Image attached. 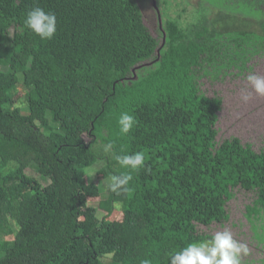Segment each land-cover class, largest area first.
Instances as JSON below:
<instances>
[{
	"label": "trees",
	"instance_id": "trees-1",
	"mask_svg": "<svg viewBox=\"0 0 264 264\" xmlns=\"http://www.w3.org/2000/svg\"><path fill=\"white\" fill-rule=\"evenodd\" d=\"M139 2L0 0V264H168L209 238L197 224L227 220L236 187L256 192L246 214L264 231V149L217 144L221 99L199 87L264 53V0L208 14L200 3L185 26L167 17L164 43ZM35 7L56 17L50 40L24 24ZM232 10L241 28L227 25ZM123 112L136 119L127 135ZM136 152L145 167L129 191H109L130 172L115 157ZM94 166L100 184L86 179Z\"/></svg>",
	"mask_w": 264,
	"mask_h": 264
},
{
	"label": "rangeland",
	"instance_id": "rangeland-1",
	"mask_svg": "<svg viewBox=\"0 0 264 264\" xmlns=\"http://www.w3.org/2000/svg\"><path fill=\"white\" fill-rule=\"evenodd\" d=\"M191 1L193 10L197 9L200 3L208 10H211L212 6L216 11L227 10L224 7V0ZM138 4L144 9L142 17L151 35L162 42L157 21L152 18L154 8L151 0H141ZM231 12L227 25L229 27L236 26L237 28L244 26L236 17L239 15L238 12L235 10ZM249 65L250 68L241 73L231 68L226 74L220 75L218 78L211 75L204 76L199 80V87L206 96L221 99V109L217 113L216 143L220 144L225 139L237 137L242 144H250L254 151L259 152L264 149V96H259L252 90L246 77L253 72L264 77V53L253 56L249 61ZM243 95H249L250 98L247 102L242 100ZM97 168L98 166H94L86 169L88 182L100 184L96 178ZM89 170L94 172L92 178L88 177ZM102 186L106 191L107 185L102 182ZM255 197V191H246L241 187H236L233 189V197L226 203L227 220L221 223L212 222L208 226L196 225L197 232L209 236L207 240H210L217 231L227 230L231 232L234 240L245 244L248 248V254L241 255V264H264V241H260L256 236V233L262 232L259 227L261 223L255 221L257 225L255 231L252 226L255 222L251 223V218L249 219L246 214V206L251 205ZM97 205V202H92V206L97 208ZM102 215V211L98 210L97 216L101 218ZM262 233L264 235V231Z\"/></svg>",
	"mask_w": 264,
	"mask_h": 264
},
{
	"label": "clouds",
	"instance_id": "clouds-1",
	"mask_svg": "<svg viewBox=\"0 0 264 264\" xmlns=\"http://www.w3.org/2000/svg\"><path fill=\"white\" fill-rule=\"evenodd\" d=\"M25 26L30 29L41 40H50L55 35L56 17L53 13L45 12L40 7H35L26 13ZM252 90L259 96H264V77L256 75L254 72L246 77ZM249 95H243L242 100L247 102ZM120 133L129 134L136 119L127 112L120 114L118 120ZM112 148V144L106 145V150ZM122 168L129 169V173L112 175L108 190L114 193L128 192L129 182L132 180V171H138L145 167V155L143 152H136L132 155H117L115 157ZM150 171V168H146ZM94 172L89 170L88 177L92 178ZM248 254V248L233 239L231 232L227 230L217 231L210 240L203 242H192L187 247L182 248L175 254L170 255L168 264H241V255ZM141 264H150L148 259L141 261Z\"/></svg>",
	"mask_w": 264,
	"mask_h": 264
},
{
	"label": "flooded vegetation",
	"instance_id": "flooded-vegetation-1",
	"mask_svg": "<svg viewBox=\"0 0 264 264\" xmlns=\"http://www.w3.org/2000/svg\"><path fill=\"white\" fill-rule=\"evenodd\" d=\"M155 6L152 18L157 21V27L161 31L167 17L176 20L180 26H185L186 23L194 21L200 12L198 8L192 9L191 0H155ZM209 11L210 9L206 13Z\"/></svg>",
	"mask_w": 264,
	"mask_h": 264
},
{
	"label": "water",
	"instance_id": "water-1",
	"mask_svg": "<svg viewBox=\"0 0 264 264\" xmlns=\"http://www.w3.org/2000/svg\"><path fill=\"white\" fill-rule=\"evenodd\" d=\"M151 2H152V6H153V8H156V6H155V0H151ZM138 6H139V8H140V11H141V13H142V16H143V12H144V9L142 8V6H140V4H138ZM164 40H165V37L163 36L162 37V43H164ZM156 53H157V55H158V57H159V48H157V50H156ZM158 57H157V59H158ZM152 64V61H149V62H146V63H142V64H140V65H136L133 69H132V72L134 73L135 72V70L136 69H139L140 67H146V66H149V65H151ZM136 79V76H135V74L133 75V77H132V80H135Z\"/></svg>",
	"mask_w": 264,
	"mask_h": 264
}]
</instances>
